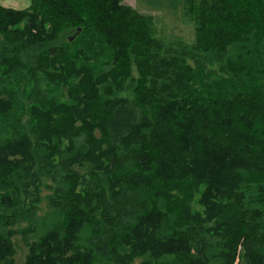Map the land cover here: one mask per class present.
Masks as SVG:
<instances>
[{
    "label": "trees",
    "instance_id": "16d2710c",
    "mask_svg": "<svg viewBox=\"0 0 264 264\" xmlns=\"http://www.w3.org/2000/svg\"><path fill=\"white\" fill-rule=\"evenodd\" d=\"M0 5V264H264V0Z\"/></svg>",
    "mask_w": 264,
    "mask_h": 264
},
{
    "label": "rangeland",
    "instance_id": "374dc122",
    "mask_svg": "<svg viewBox=\"0 0 264 264\" xmlns=\"http://www.w3.org/2000/svg\"><path fill=\"white\" fill-rule=\"evenodd\" d=\"M30 0H0V5L13 8H24ZM138 12L150 14L158 18V25L167 33L172 34L186 42H194L196 38L195 24L183 21L184 0H123ZM24 250L20 249L16 256V264H22Z\"/></svg>",
    "mask_w": 264,
    "mask_h": 264
}]
</instances>
